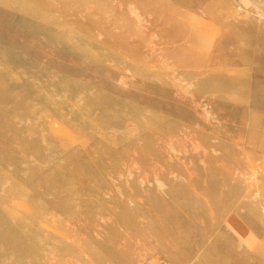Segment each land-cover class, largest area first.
Instances as JSON below:
<instances>
[{"label":"rangeland","instance_id":"rangeland-1","mask_svg":"<svg viewBox=\"0 0 264 264\" xmlns=\"http://www.w3.org/2000/svg\"><path fill=\"white\" fill-rule=\"evenodd\" d=\"M0 264H264V0H0Z\"/></svg>","mask_w":264,"mask_h":264}]
</instances>
